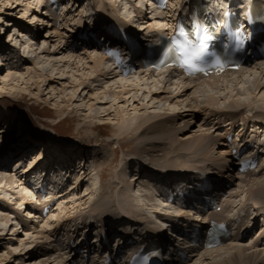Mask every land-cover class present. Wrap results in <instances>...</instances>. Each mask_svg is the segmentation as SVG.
<instances>
[{
  "label": "rangeland",
  "instance_id": "1",
  "mask_svg": "<svg viewBox=\"0 0 264 264\" xmlns=\"http://www.w3.org/2000/svg\"><path fill=\"white\" fill-rule=\"evenodd\" d=\"M14 2L15 0L13 1V3L10 4L9 0H0V10L4 12L11 11L13 7L16 6ZM30 2L34 4L36 3V0H32ZM19 3L20 2L17 1V7L15 9V12H13V15L16 18H14V16L13 17L6 16L5 14L2 15L1 13L3 12L0 13V38H1L0 50H2L1 51L2 53L0 52L1 60L3 57L1 55L4 53L7 54L8 49L10 50L11 47L10 44L14 42L10 40L11 34H13V36L16 35L17 31L14 32V30H19L18 32L20 33V35L24 34L23 33L24 27H26L29 30L31 29V31H36V28H38L40 29L39 30L40 35H42L43 32L44 26L42 27L38 26L40 24L38 23L35 24L36 21L33 23V19L30 18L29 16L28 18L22 17L25 14L24 12L25 7L23 6L24 3L22 4ZM89 3L90 0H83V1L77 0V6H74V8H72L73 12L70 10L69 14L66 15L65 25H67L68 27L64 26L63 24V27L57 30V32L61 33V38H63L62 45L68 43L67 41L68 39L65 38V34H67L66 31L70 30V27H72L80 20L79 15L83 11L84 6L87 7L88 13L89 14L91 13ZM6 20H11L9 26H5ZM14 20L18 23L17 27L13 25ZM44 35L50 36V38L51 36H53L51 32L50 33L47 32ZM51 40L54 39L51 38ZM39 43L42 45L43 41L40 42L34 41L33 53H36V55L33 54L32 52H28V53H26L25 51L23 52V50H22L23 54L19 53L20 51L18 52V54H20L21 57L24 54L25 56L29 55L28 57L29 64H27L28 61L27 63H24L25 64L23 65L24 69L22 68L23 70H20L19 73H16L18 72V70H13V69L10 70L9 66L4 67L3 64H0V95L4 96V97L0 96L1 97L0 98V105H1L0 134L3 136L0 137L3 138L4 142L6 141V144H9L17 148L16 156L18 157L14 161H17L18 158L19 160H22V157L24 155L26 159H29L30 157L34 159L37 155L33 157V154H36L37 150H40V148H42V145L40 142L36 143L26 138L25 134H23V128L30 133L31 131H33V125H34L33 122L42 123L44 126L48 124L49 127L53 131H55V133L61 135L63 139H70L71 145L70 147H65V149H59L56 147L49 148L50 149L49 153L51 154L50 157L45 158V160L41 159L39 166L37 167L35 166L36 168L35 171L37 170L44 171L46 168L50 167L52 162L57 161L67 166L74 163L76 164L78 163L79 165L85 164L88 168V176L85 178L82 190L79 193H77V196L75 198L73 197L72 199V201H75V204L68 203L67 205H64L63 208L61 209L58 208L51 215L44 218L42 222L43 224H41L40 226L38 225V220H40L39 219L40 217L33 214L27 215L26 212L23 213L22 210L24 209L23 208L24 206L23 207L19 206L20 203L15 200V198H18L17 196H26L28 194L27 190H24L22 187H18V186H14L16 188H12L10 186L4 187L5 184L0 185V199L3 200V202L2 201L0 202V228L5 229V236H3L5 240L3 239L1 240L2 242L0 241V260H2L0 262L1 264H21L22 261L27 260L28 256L26 255L24 256V253L27 252L35 256L36 264H44V263L63 264V259L58 258L60 256L59 255L60 252H62L58 250L61 248V245H57L56 248H54V245L52 243L53 238H51L49 233L54 232L55 230L54 228L58 220L60 221L62 218H65L63 225L64 231L62 233L64 236V234L68 230H70V228L73 227L74 225L73 223L75 220L73 219V217L76 215L77 212L85 214V217H87L86 219H89L93 211L96 210L93 208L94 206H92L91 204L94 201L103 202L109 205L110 210L105 211V213L107 214L106 216L109 217L110 219H112V217H116L117 215H120L121 212H123L126 208L133 209L137 212L141 211L142 214H147L149 216V218L147 217V219L149 220L156 219L153 213L150 211L152 203L155 204L154 200L149 198L144 193V191L142 190L139 191L138 187H135L134 192L140 195L139 196L140 202L145 203L146 205H150V206H143V209H140L139 207L134 205L135 204L134 202L123 205L120 200L117 201L114 200L113 202L106 196H101V195L99 196L98 193L99 189L101 188L102 185H104L103 175L105 177L104 181L107 184V186L112 188L116 187V191H118L121 184L116 174L120 169L123 170L125 169L124 170L125 177L127 176L128 181L130 179V176L133 175L134 171L141 170L142 163L139 164V162L136 159L134 160L135 156L138 159L141 158L140 161L142 162L151 161L152 163H154L153 159L156 158H152L150 154L147 153L139 154L138 152L135 151V146L137 144L146 141L145 139H148L149 136L141 135L135 141L131 139L132 136L131 132L136 128H138L139 126H144V125L148 126L150 125L151 122L157 121L162 118L168 117L169 119H173L175 115L170 110H168L167 108L168 104L176 103L178 101L179 103H182L186 98H188L187 100L189 102L190 101L195 102V100H198L200 103V105H198V109L193 108L192 110H190V111H196V113H198L196 119L193 121V116L185 117V118L182 117L184 119L181 118L176 119L174 121V125L175 128L177 127L176 129H178V127L179 129L176 131V129L172 128L173 132L170 131V135L168 139L161 141L160 145L158 144L159 146H157V149L159 150L155 154L158 155L157 157H161L162 155H165L169 158V161L173 163H175L173 158H179L178 162L181 163L183 162L184 164H194L196 166H203V165L208 166L212 164L209 161L205 162L204 160H201L200 156H197L196 154L192 153V151H190L187 146H182L181 143L185 141L184 139L187 138L186 136L190 137L191 135L192 138L196 136H200L205 132L207 128L209 129V127L207 128L203 127L204 122L205 124H207V121H209L210 118L209 116L206 115L208 111L204 108L205 102L207 101L208 97L214 96L215 98H219V100L217 101L218 103L215 102L216 104H214V106L219 107L221 109H223L226 106L227 107L231 106V102H232V97H230V95H228L227 98L224 99L226 97L225 95L223 96L217 95L216 91L207 87L206 85H199L195 90L193 91L191 90L187 92L186 96H183L184 94H182V96L177 97V99H173L176 92H174L173 94H169V92L172 91L173 88H171L170 86H166L164 88L162 84L158 85L159 87L161 85L164 88L163 93L158 92L159 99H154L151 95L147 97V93L142 94V90L136 91L132 89L133 87L130 88V91L127 90L126 92H123L122 91L123 87L127 83H122V82L119 83L121 87L123 86L122 88H120L118 85L116 86L118 88L116 89L112 88L113 90H115V93L118 94L117 96H113L114 94H110L112 90L104 91L103 89L97 90L95 88L96 91H93L91 87L86 88L85 93H83L82 91V89L84 88L82 87L83 84L80 87H77L78 84H76L74 80L70 77V73L60 76L59 73L57 74V71H59L58 69L57 71L51 72L49 68L50 66H48L47 63L46 64L43 63V59L39 58L40 56H38L42 48L40 47V50L38 49L37 45ZM5 44H7V46ZM51 45L52 43L50 44V46ZM13 46L14 45H12V47ZM43 46L47 49L49 48L47 44H44ZM14 47L17 48V46ZM5 48H7V51H5ZM50 48L49 50L51 51ZM84 55L83 57L86 58L87 56ZM23 61L24 59H21V63H20L21 65ZM84 61L87 62V60ZM88 61H90V58L88 59ZM4 64L7 65L6 62H4ZM20 64L17 65L20 66ZM27 71H29L31 75H27L26 74ZM7 75H11V76L14 75L15 81H11L12 78L10 80L7 79L4 81L3 78H5ZM249 78L252 79L251 76L246 77V79ZM92 80L96 81L95 78H92ZM108 80L110 82H107ZM111 80L112 79H105L104 81L101 80L99 82H95L94 87L104 88L107 85L108 86L112 85L114 83V80L112 81ZM132 82H130V84H132ZM231 82H235V80H232ZM253 83H254L253 84L254 90L251 88L252 86H250L247 83H246L247 86L241 84V86L243 85L245 87L246 89L245 92H243V90L239 88L240 86L237 87V89L235 88L234 90H232L234 97L233 99L243 100L249 103V106L245 107L244 110L242 111L243 118H247L251 116L252 113L257 110L262 111L264 113V93H262L264 89L263 91L260 92L261 94H258L257 93L258 91L256 92L255 90V82ZM86 85L87 84H84V86ZM150 85L151 86L155 85L154 87H156V83H151ZM262 85H264L263 80H262ZM248 88H250L253 91H251ZM239 90L241 92L239 93V95H237V91ZM72 91H74V95L71 94ZM248 91L251 93V95ZM120 93L122 94L120 95ZM255 93H257V96L259 98H255ZM135 94L138 95L136 101L133 99L134 98L133 95ZM117 97L118 98L126 97L129 100L127 102L125 101L122 102V99H119L118 100L119 102L114 103ZM167 99H170V101L167 102ZM67 101H69L70 106L69 105L66 106ZM187 104L188 103H186L185 105ZM185 105L183 106L185 107ZM89 106H92V108L90 109ZM180 106H182V104H180ZM196 106L197 105L195 104V107ZM188 108L189 107H187V109ZM103 109L107 110V112L103 113L104 111ZM135 109H137V111ZM118 111H122L120 116L123 119H126L125 121H123L124 129L122 130V133L124 134V136H119V137H118L119 130L121 129H119V125H116V123L118 122V119H116L117 118L116 115ZM179 112H180L179 114L183 113L182 110ZM106 115L109 116L106 117ZM181 116H186V113L182 114ZM210 120L212 121V119ZM200 121L202 122V125ZM11 122L14 123L15 127L11 126L13 125ZM193 122H197L198 124L197 123L194 124ZM184 123L185 124L188 123V124L185 125ZM15 128L16 130L14 131L13 129ZM52 130H47L46 134L52 135L53 134ZM8 131H12L10 135H8L9 134ZM200 131L201 132L204 131V132L200 133ZM205 134L209 136L211 133H205ZM172 136L174 137V139L172 138ZM179 143L181 147H178ZM87 144L91 145L89 150L85 148L87 147L86 146ZM34 145H35V149L32 147ZM102 145L104 146L108 145V146L102 147ZM118 145L120 146L122 145L123 149L119 150ZM163 145L168 149H176L177 150L176 153H178L179 155H176L174 157L172 151L171 150L168 151L167 149L166 152L169 153H162L163 151L162 148L164 147ZM115 149H117L116 154H115ZM217 150L220 149L215 148L213 152L207 154L211 157L214 154L218 155L219 151ZM180 154L181 155L186 154V155L181 157ZM82 159H84L85 162H83ZM92 159L93 161L97 160V162L90 163L89 160L91 161ZM164 160L167 161L166 159ZM104 161L106 162L105 164ZM165 161H163L162 163H158L155 161V164L165 165L166 164ZM113 162L114 164L111 167V164ZM127 163L129 165H127ZM107 164H109L110 166H108ZM125 165H127L128 167ZM147 166L151 167V169H156L155 166L148 164ZM207 168H212V166ZM35 171L33 170L32 172ZM101 172H103V174H101ZM244 182L242 181L236 182V186L234 187L232 193L234 195L239 190L238 187H241L242 188L241 194H239L237 198L233 196L232 198L228 199V201L230 202L233 201L235 203H247L248 205V203H250L251 201L250 199L254 198V196L251 195V192H253L259 185L261 184L264 185V174L257 177H250L248 178L246 183ZM137 184L138 183H136V185ZM87 190H89V192L92 193L91 196H86L85 198L84 197L82 198V195H84V193H86ZM77 198H81V199L76 200ZM8 199H10L9 201L12 202L11 204L7 202ZM259 199H264V195L261 196ZM139 200L137 201L136 199L137 202H139ZM140 202L139 204L141 205ZM85 203L87 204L84 206ZM82 204L83 206H81ZM6 205L12 207L13 212L6 209L5 208ZM100 211L104 212L103 210ZM100 211H98V213H100ZM18 214L19 216L17 217V220L14 219V217ZM21 215L24 216V219L20 218ZM100 215L104 216L103 214ZM28 217H33V218H28ZM67 218H71V220L66 221ZM24 221H26V223ZM125 226L126 225L123 224L122 228ZM1 236L2 235H0V238ZM54 241L55 240H53V242ZM243 241L244 243L241 244V246L242 248L245 249L248 247L247 245L250 243L249 238H246ZM15 247L16 248L18 247L19 251L16 250L14 252ZM23 247H25L26 249H24ZM239 249H241L240 246L235 247L232 246V244H229L224 249L226 250L225 252L227 251L229 252L225 254H220L218 256H214V258L209 257V259H207L206 261L207 263L205 261L204 263L214 264L215 263L214 260L218 261L222 259L224 260L229 259L231 256L237 255ZM47 251H51V252L45 255ZM4 253L7 255V256L5 255V258L2 257L4 256ZM247 253H251V251H247ZM200 255L201 256L194 258L190 262V264H201L202 261L201 259L204 256L202 254ZM49 257L50 259H48ZM65 257L66 255L64 256V258ZM244 261H246V259H244Z\"/></svg>",
  "mask_w": 264,
  "mask_h": 264
},
{
  "label": "bare ground",
  "instance_id": "2",
  "mask_svg": "<svg viewBox=\"0 0 264 264\" xmlns=\"http://www.w3.org/2000/svg\"><path fill=\"white\" fill-rule=\"evenodd\" d=\"M13 1L14 0H9V3L11 4V3H13ZM17 1H19L21 4L24 3L23 6L25 7V9H24L25 14L22 17L28 18V16H29L30 18L33 19V23L35 22V20H37L35 24H37V23L40 24L41 23L40 25H38V26H41V27H42V25H44L46 23L45 22L46 21V17H45V15H46V9H44V4H43V2L41 0H36V3H34V4L32 2H30L32 0H15L14 4L16 6H14L11 11L4 12V11L0 10V13L3 12V13H1L2 15L5 14L6 16L13 17L14 16L13 15V12H15V9L17 7ZM72 1L74 2L75 0H72ZM80 1H83V0H80ZM108 1H109L110 5L113 6L112 0H108ZM120 1H122V0H120ZM124 1H125L124 3L121 2L122 3L121 5H124L125 3L127 4V0H124ZM73 6H77V2H74L70 6V9L68 8L66 10L65 15H67V11H68V14H69V11L70 10L72 11V7ZM41 7H42V9H40ZM133 7L134 8L137 7L136 3L133 5ZM121 9H123V7ZM224 9L225 8H223L222 10H224ZM29 13H30V15H29ZM87 13H88L87 7L84 6L83 11L79 15L80 20L74 25L75 27L77 26L76 29H74V27H71L70 28L71 31L70 30H67L66 31L67 34H65V38H69V39L67 40L68 43L63 44V45H62V39L63 38H61V33L54 30L53 24L51 22L50 23H46L45 27H43L42 35H40V32H39L40 29H38V28H36V31L33 32V31H31V29L29 30L26 27H24V32H23L24 34H21V35L18 32L19 30H14V32L17 31L18 33L16 32V35L14 34L15 36H13V34L10 35V40H12L14 42L12 44H10L11 47H10V50L8 49V53L7 54L4 53V54L1 55L3 57H2V60L0 59V64H3L4 67L5 66H9L10 70H12V69L13 70H18V72H16V73H19L20 70H23L24 69L23 68V65H25L24 63H27V61L29 60V58H28L29 55H26L25 56V54H24L22 56L24 58H22L21 55L18 54V52L20 51L19 53H21V54H23L24 51L26 53H28V52H32L33 53L34 41L35 42L43 41L42 45L40 43L37 45L39 50H40V47H42L41 48V51H40V53L38 55V56H40L39 58H42L43 59V63L44 64L47 63L48 66H50L49 68H50L51 72L57 71V69H58L59 71H57V74L59 73L60 76H63V75H66V74H69L70 73V77L74 80V82L76 84H78L77 87H80L83 84V86H82V87H84L82 89L83 93H85V89L86 88H90L91 87L93 91H96V89L97 90L98 89H103L104 91H109V90L111 91L112 90L110 92V94H114L113 96H117L118 94H116L115 93V90H113V89L118 88V87H116L117 85L120 88H122L123 86L121 87V85L119 84L120 82H122V83H127L123 87V90H122L123 92H126L127 90L130 91V88L133 87L132 88L133 90H136V91L142 90V94L143 93H145V94L147 93V97L149 95H151L154 99H159L158 98L159 97V93L158 92H161V93L164 92L163 91L164 88H162V86H163V82H164V80H165L166 77H162L161 75H163V74L149 73V74H144L143 76H139L138 79L125 80V79H121L119 76L115 75L114 73H111V72L105 70L104 69V65H105L104 62L105 61L101 57H98L96 55H92L91 53H87V51H85L86 52V53H84L85 55L82 54V53H77V55L73 54V53L76 52V48L72 46L73 45V42H75V36H76L77 32L81 30L79 27L83 25V21L82 20L85 18V16L87 15ZM124 13H126V11ZM92 16H94V15H92ZM14 18H16V17L14 16ZM162 19H163V15L162 14H155V17L152 20V22L162 21ZM5 22H6L5 26H9L10 23H11V20H6ZM136 22H137V20H134L133 21V23H136ZM17 24L18 23L14 20L13 21V25H15V27H17ZM65 26H67V25H65ZM148 26H149V24H148ZM169 27H170V25L166 26V30H168ZM47 32L48 33L51 32L53 34V36H51V38H53L54 40H51L50 36L44 35ZM145 34H149V32H145ZM49 42H50V44L52 43L51 46H50ZM70 42H72V45H70ZM0 43H1V38H0ZM44 44H47L49 46V48L51 47L50 48L51 51L49 50V48L48 49L45 48L43 46ZM5 45L7 46V44H5ZM12 45L17 46L18 49L16 47H14V46L12 47ZM22 50H23V52H22ZM1 51L2 50H0V52ZM5 51H7V48H5ZM33 54L36 55V53H33ZM83 55L84 56H87L88 59L90 58V61L91 62L88 61L87 57L84 58ZM21 59H24V61L22 62V65L20 64L21 63ZM84 60H87V62H85ZM4 62H6L7 65L4 64ZM17 64H20V66L17 65ZM27 64H29V61H28ZM52 64H54V65H52ZM253 70L254 71H251V70L249 71V69H248L249 72H247V71L246 72H241L239 75H233V76L232 75H226L225 77H223V79L219 83L217 82L219 80H213V82H208L209 84L206 85V86L209 87V88H211V89H213L214 91H216L217 95H219V96L225 95L226 97L224 99H226L228 95H230V97H232V102H231V106L230 107L234 108L233 109L234 111L232 112V114H228V115H226L225 113L217 114V111L208 112V114H206V115L209 116V117L211 115L212 116H218L219 119H220L219 120V123L220 124L223 123V122H221L222 121L221 118H224V123H226V127H225L226 132H228L229 129L232 130L235 127H239L241 124L246 125V124H251L252 123V125H254V126L256 125V127H254V129H253V131L251 133L254 134V132L258 131V133H256L255 135H256V137H258L259 139H261V138H264V134H263L264 128H262V127H264V113L262 111H258L257 110L255 112H253L250 117H247L246 119L243 118L242 117L243 115H242L241 112L243 111V109L245 107L249 106V103L246 102V101H243V100H235V99H233L234 97H233V92H232V90H234L235 88L237 89V87H239V86H240L239 88L242 89L243 92H245L246 89H245L244 86L245 85L247 86L246 81H245L246 80V77L247 76H251L253 78L252 79V87L251 88L254 90V86H253L254 83L253 82H255V90H256V92L258 91L257 92L258 94H261L260 92L263 91V89H264V85H262V80H263V84H264V79H263L264 78V64L261 63L260 65H257L255 67H253ZM90 71H91V73H90ZM256 71H258V72H256ZM26 74L27 75H31L29 71H27ZM11 75H7L5 78H3V80L4 81L7 80V79L10 80L12 78L11 81H15L14 80L15 79L14 75L13 76H11ZM80 75H81V78H80ZM19 76H21V75H19ZM168 76H171V75H168ZM108 77H110V79L114 80V83L112 85H109V86L107 85L104 88L94 87L95 82H99L101 80L104 81L105 79H109ZM228 77H229V79H227ZM92 78H95L96 81H93ZM232 80H235V82H231ZM132 81L135 82V83H133ZM107 82H110V81L108 80ZM107 82H105V83H107ZM130 82H132V84H130ZM151 83H156V87H154L155 85H152L151 86L150 85ZM201 83L202 84L203 83H206V81H199V80H197V81H193V80H180V84L182 85V88L186 89L185 91L190 90V89H193V88H196ZM84 84H87V85L84 86ZM159 84H162V86L160 85V87H159L158 86ZM170 84L173 85L175 83H170ZM241 84H243L244 86L243 85L241 86ZM61 85H63V84H61ZM166 89H168V88H166ZM248 89H250V88H248ZM52 90H54V89H52ZM253 90H251V91H253ZM240 92H241L240 90L237 91V95H239ZM257 93H255V98H259L257 96ZM262 93H264V91ZM71 94L74 95V91H72ZM104 94H105V92H104ZM121 94L122 93H120V95ZM72 95H71V97H72ZM237 95H235V96H237ZM250 95H251V93H250ZM0 96L1 97H4L2 95H0ZM133 96H134L133 99L136 101V99L138 98V95L135 94ZM118 97H120V96H118ZM118 97H117V99H115L116 101L113 100L114 103L119 102L118 101L119 99H122V102L123 101L127 102L129 100L126 97H124V98H122V97L121 98H118ZM164 98H166V97H164ZM218 100H219V98H215L214 96L208 97L205 105H207L209 107H213L214 104L218 103L217 102ZM186 103H188L189 106L186 105L184 107L183 105H185ZM194 103H196V105H197L196 107H195V104ZM181 104H182V106H180L178 103H171V104H168V106L166 105L167 108H168V110H170L172 113H174L175 116L173 115L174 116L173 119H169L168 117L162 118V119H159L157 121L151 122L150 125H148V126H146V125L139 126L138 128H136L135 130H133L131 132L132 133L131 134L132 135L131 136V139H133L135 141L141 135L149 136L148 139H145L146 141H144L143 143L137 144L135 146V151L138 152L139 154H144V153L150 154L152 158H156V159H153L154 163H152L151 161H149V162H142V161H140L141 158L138 159L135 156L134 160L136 159L139 162V164L142 163V167H141L142 170H140V171H134L133 175L130 176V179L128 178L129 179V181H128L127 180V176L125 177V172H124L125 169L124 170L123 169H120L118 171V173L116 174V176L120 180V184H121V186L118 189V191H116V187H113L112 188V187H108L107 186V184L104 181L105 177L103 175L104 185H102L101 188L99 189V192H98L99 193V196L100 195L101 196H106L110 200H112L113 202H114V200H116V201L117 200H120L123 205L134 202L135 203L134 205H136L140 209H143V206H150V205H146L145 203H141L140 200H139V196L140 195L139 194H136L134 192V190H135V187L136 186L140 187L139 188V191H141V190L142 191H144V190L149 191L150 190V187H154L153 184L151 185V184L147 183V181H145L146 178L140 177V174L143 171H145V169L147 170V168H149L147 166V164L157 167L158 168L157 170L163 171V173H165V171H166V173H169V172L170 173H174L176 171H180V169L182 170L183 168H189L191 166V165L184 164L183 162L182 163L181 162H178V159L179 158H173L174 159V162H175V163H173V162L169 161V158L167 156L162 155L161 157H157L158 155L155 154L159 150V149H157V146L160 145V142L161 141H164L165 139H168V137L170 135V131L173 132V129L172 128H174V129L177 128V127L175 128V125H174V121L176 119H178V118L184 119L185 117H191V116H193V121L196 119V116H197L198 113H196V111H190V110H192L193 108L198 109V101L196 100L195 102L189 103L188 100H184ZM68 105H69V101H67V105L66 106H68ZM187 107H189V108L187 109ZM89 108L91 109L92 106H89ZM227 108H229V107H224L223 110H227ZM135 110L137 111V109H135ZM178 110L179 111L182 110L183 113L179 114L180 112ZM239 110H241V111H239ZM106 112H107V110H104L103 111V113H106ZM121 112L122 111H118L117 112V115H116L117 116L116 119H118V122L116 123V125H119V129H121V130H119L118 137L119 136H124V134L122 133V130L124 129V127H123L124 126L123 125L124 122L123 121L126 120V119H123L120 116L121 115ZM184 113H186V116H181ZM107 116H109V115H106V117ZM182 117H184V118H182ZM256 122H259V123H256ZM262 122H263V124H262ZM193 123L196 124L197 122H193ZM200 123L202 125V122L201 121H200ZM12 124L14 125V123H12ZM36 124L41 129H46V126H44L42 123L36 122ZM187 124H185V125H187ZM258 124H262V126L259 128L260 125L257 126ZM13 125H11V126L12 127H15V125L14 126ZM203 125H204L203 127H205V128L209 127V129L207 128L205 130V132L204 131H202V132L200 131V133H203L204 132L200 136H196V137H193V138L191 137V135H190L191 138L188 137V136H186L187 138L184 139L185 141L183 143H181V145L182 146H187L189 148V150L192 151V153L196 154L197 156H200L201 158L200 157L199 158L201 160L210 161L213 164H215L216 166L218 165V167H220V168L226 167L227 165H229V168L228 169L236 171V169H237L236 165L237 164L235 162H233V159H232V156L230 154V151L228 150V148L226 146L227 144H226L225 135H221L219 133V131H218L219 128L218 127H211L213 125H211V123L209 121L207 122V124H205V122H204ZM178 129H179V127H178ZM178 129H176V131ZM0 130H1V128H0ZM13 130L15 131L16 128L13 129ZM23 130H24V128H23ZM11 132L12 131H8V133H9L8 135H10ZM205 133H211V134L209 136H207ZM237 133H238L237 134V138H238L243 133V129L242 130H239ZM184 135H182V136H184ZM0 136H2V135L0 134ZM2 137H0V146H1V144H4L5 145V143H6V141L5 142L3 141V138ZM172 138L174 139L173 136H172ZM138 140H140V139H138ZM262 143L264 145V141ZM100 144H102V143H100ZM100 144H99V146H100ZM103 144H105V143H103ZM181 145L179 143L178 144V147H181ZM86 146L87 147H85V148L87 150H89L91 145L87 144ZM107 146L102 145V147H107ZM32 147L35 149V145L32 146ZM215 148H219L220 149V150H217V151H219L218 152V155L217 154L216 155L214 154L212 157L209 156L207 153L213 152V150ZM222 148H224V150H222ZM8 149H9V151H12L14 153V155L17 152V150H16V148H14V146H11L10 145V147ZM118 149L119 150H122L123 149V146L122 145L121 146L118 145ZM166 149L168 151L171 150L174 157L176 155H179L178 153H176V151H177L176 149H168L165 146L162 148V150H163L162 153H169V152H166ZM49 151H50L49 147L46 146L44 148L43 147L40 148V150H37L36 154H33V157L36 156V155L39 156V157L36 156L34 158V161H33L32 166H31L32 167L31 168L32 170L30 171V173L33 170L34 171L36 170L35 166L36 167L39 166V163H40V160L41 159H44L45 160V158L50 157L51 154L49 153ZM1 152H2V150L0 148V154H1ZM257 152H258V150H257ZM116 153H117V149H115V154ZM185 155L186 154H182L181 157L182 156H185ZM22 158H25V155ZM30 158H32V157H30ZM192 158H195V157H192ZM114 159H115V157H114ZM164 159H166L167 161H165ZM31 160H33V159H31ZM18 161H19V158L16 161V163H18ZM82 161L85 162L84 159H82ZM155 161L158 162V163H162L163 161H165L166 164L165 165L155 164ZM89 162L90 163L91 162H97V160L93 161V159H92L91 161L89 160ZM114 162H115V160H114ZM114 162L111 164V167L113 166ZM43 163H45V162H43ZM105 163L106 162L104 161V164ZM83 165H85V164H83ZM107 165L110 166L109 164H107ZM127 165H129V164L127 163ZM127 165H125V166H127ZM2 166H3L2 165V161L0 160V167H2ZM194 169L207 170L204 167L201 168V167L192 166V170H194ZM3 171H5V170H2L0 168V172H3ZM262 171H264V169H262ZM218 172H221V171H218ZM232 173L234 174V172H231V174ZM80 174H84V176L86 175V177L88 176V173L85 170L84 166H83V168H81V170L79 172V175ZM101 174H103V172H101ZM253 176H255V175L248 174V176L239 177V175L235 174L234 181L238 179V180H240V182L241 181L242 182L245 181L244 183H246V181L248 180V178L253 177ZM255 177H257V175ZM25 178L26 177H24L22 174H18L14 178L12 177V178H7V179H0V185L1 184L2 185L5 184L4 187L5 186H8V187L10 186L12 188H16L14 186L22 187V182L25 181L24 180ZM80 179H82L80 176H78L77 178H75L76 182H80ZM226 179H227V177H226ZM101 180H102V177H101ZM141 180H144V182L141 183L140 185H139V183L136 185V183L138 181H141ZM141 187H143V189H141ZM239 188H240L239 189L240 191H238V193H236L235 195L241 194L242 188L241 187H239ZM254 189H255V187H254ZM251 191H253V190H251ZM77 192L79 193V191H77ZM77 192H76V194H73V195H76L77 196ZM91 194L92 193L89 192V190H87V192L84 193V195H82V198L83 197L85 198L86 196H91ZM235 195H232L231 194L230 197H233ZM251 195L254 196V198L251 199L252 200L251 204H252V207H253L252 210L257 209L259 211H263L264 212V199H259L261 196L264 195V185H262V184L259 185L253 192H251ZM76 196H74V198ZM17 197L18 198H15V200L20 203L19 206H22V207L24 206V209L22 210L23 213L26 212L27 215L28 214L30 215V214L35 213L37 211V209H35V211H33V209H31L30 204H29V202L27 200V196H17ZM70 199H67L66 204L67 203H70V204L73 203V204H75V201H72ZM80 199L81 198H77L76 200H80ZM136 199H137V201L139 200V202L141 203V205L139 204V202L136 201ZM158 199L159 198L152 199V200H157V202H159ZM9 200L10 199H8L7 202L9 204H11L12 202H10ZM260 200H263V201H260ZM1 201L3 202L2 199H0V202ZM70 201H72V202H70ZM137 203H138V205H137ZM86 204L87 203H85L84 206ZM91 204H92V206H94L93 208L96 209V210L93 211V213H97V214H93L92 217L99 215L98 211H100V210H103L104 211V212H101L100 211V213L103 214L104 217H105L107 215L105 213V211L110 210L109 205L108 204H105L103 202H95L94 201ZM227 205H228L227 211L228 210H231L232 213L234 212V215H239V212L241 210H243L244 208L247 207V204L246 203H235L233 201H232V203L227 204ZM81 206H83V204ZM259 207H260V209H258ZM5 208L13 212L12 207L6 205ZM40 211L36 212L35 214L39 213V215H42ZM150 211L154 214L155 218L158 219V220L159 219H161V220L163 219L162 218L163 214H169L170 213V212L164 211L163 209H160V207H158L157 205H155L153 203H152V206L150 208ZM124 213H126V214L127 213H133V214H135L134 211H131L129 209H126L124 211ZM141 215H143V214H141ZM18 216H19V214L16 215L14 217V219L17 220V217ZM212 216L214 218H217V219H220V220L221 219H224V218H218L217 216H219V215L217 213H212ZM20 218L21 219H24V216L21 215ZM30 218H33V217H30ZM86 218L87 217H85V214L80 213V212H77L76 215L73 217V219H75L76 221L78 220L79 221V223H78L79 225H75V227L84 230L85 229V226H86L85 223H87V222L85 220H83V219H86ZM39 219L40 220H38V219L37 220H38V225L40 226L41 224H43L42 223L43 222V218H39ZM93 219H92V221H93ZM119 219H122V220L123 219H128V217L125 216V215H122L121 217H119ZM137 219L140 220V221H142L143 222L142 224H148L147 225L148 228H153V227L156 226V224H151L153 222L151 220L147 219V217L145 215L142 216V217H139L138 216ZM67 220H71V218H67L66 221ZM224 220H226V218ZM7 221H8V219H7ZM64 221H65V218H62L60 221L58 220V222L55 225V228L54 229L56 231L57 230H62L61 227H62ZM24 222L26 223V221H24ZM1 223H3V222H1ZM155 223H156V221H155ZM245 226H246V224H245ZM140 231H141V233H143V228ZM39 234H41V233H39ZM49 234H50L51 238H53L55 236V232H51ZM248 234L249 233L244 234V236H246ZM0 235H2L1 238H0V241H1V240L4 239L3 236H5V229L0 228ZM71 235L72 234L69 233L67 236H70L71 237ZM242 237H243V233L242 232H238L235 236H233V239L231 240L232 241V243H231L232 246H235V247H239L240 246L241 247V249H239L237 255L231 256L229 259H226V260H224V259L218 260V261H215L214 260V262H215L214 264H264V238H262L261 240H258L256 242H253V243L250 242L247 245L248 247L244 249L241 246V244H243V243H239V241H241V239L242 240L245 239V238H242ZM53 240H52V243L54 245V248H56V246L59 244L60 241L56 239L53 242ZM260 241H261V245H259ZM23 248L26 249L25 247H23ZM52 249H51V251H52ZM224 249L225 248H220V249H215V250H209V251H206V252H202L201 254L204 257L202 259L200 258L202 260L201 261V264H205L204 261L206 262L207 259H209V257H213L214 258V256H218L220 254H225V253L229 252V251L225 252L228 249H226V250H224ZM16 250H18V247L17 248L15 247L14 252ZM61 250L63 251L64 249H61ZM51 251H47L45 253V255L47 253H50ZM247 251H251V253H247ZM61 253L62 252H60V254H59L60 256L58 258H62L63 259V264H75L76 261H75L74 258H70L68 256L64 258V256L66 254L65 253H62L61 254ZM198 253L199 252H197L196 249L191 250L190 252H188V255H189L188 257L191 258V259L192 258L194 259L196 257L201 256L200 254L198 255ZM5 255L6 254L4 253V256H2V257L5 258ZM25 255L28 256V258H27L26 261H22L21 264H36V262H35L36 260H35V256L34 255L29 254V252L24 253V256ZM45 255H42V256H45ZM48 259H50V257ZM244 259H246V261H244ZM1 261L2 260H0V262ZM44 264H46V263H44ZM77 264H85V263H79V262H77Z\"/></svg>",
  "mask_w": 264,
  "mask_h": 264
},
{
  "label": "snow or ice",
  "instance_id": "3",
  "mask_svg": "<svg viewBox=\"0 0 264 264\" xmlns=\"http://www.w3.org/2000/svg\"><path fill=\"white\" fill-rule=\"evenodd\" d=\"M204 39H205V40H208V39H211V37H207V36H205ZM184 50L187 51L186 48H185ZM193 55H195V53H193Z\"/></svg>",
  "mask_w": 264,
  "mask_h": 264
}]
</instances>
